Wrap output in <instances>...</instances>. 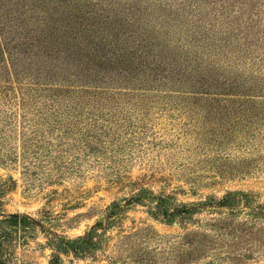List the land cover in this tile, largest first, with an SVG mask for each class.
I'll use <instances>...</instances> for the list:
<instances>
[{
	"label": "rangeland",
	"instance_id": "374dc122",
	"mask_svg": "<svg viewBox=\"0 0 264 264\" xmlns=\"http://www.w3.org/2000/svg\"><path fill=\"white\" fill-rule=\"evenodd\" d=\"M0 264H264V0H0Z\"/></svg>",
	"mask_w": 264,
	"mask_h": 264
},
{
	"label": "trees",
	"instance_id": "16d2710c",
	"mask_svg": "<svg viewBox=\"0 0 264 264\" xmlns=\"http://www.w3.org/2000/svg\"><path fill=\"white\" fill-rule=\"evenodd\" d=\"M46 92H48V93H50L51 95H48L49 96V98H50V102L49 103H47L48 104V110H50V111H52V114H55V112H56V114H60L59 113V109H57V103H59L61 100L59 99V98H57L58 97V93L60 92V91H57V90H46ZM65 93H67L68 95V98H69V100L71 99V100H75V99H78V102H80V105L81 104H83V102H85V101H87L86 100V97L82 94H78V96L76 95V96H71L70 94H69V92H66L65 91ZM41 94V92H37V90H35V92L34 93H32V95L34 96V97H39V96H41L40 95ZM52 97V98H51ZM66 100L67 99H65L64 101H63V103L61 104V106H62V109H61V111H62V114H64V113H66V114H70L71 112L72 113H74V114H76L77 113V109H76V107H73V104H71V103H68V102H66ZM47 107V106H46ZM74 108V109H73ZM41 109H43V108H39V107H37V109H36V112L37 113H39V114H42L43 115V111L41 110ZM73 109V110H72ZM76 111V112H75ZM58 117H59V115H56L55 116V118H56V120H55V122H57V123H61L59 120H57L58 119ZM75 124H77V122H74V124H72L71 125V127H73V126H75ZM67 129V128H66ZM70 129H68V130H66L65 131V134H70Z\"/></svg>",
	"mask_w": 264,
	"mask_h": 264
}]
</instances>
